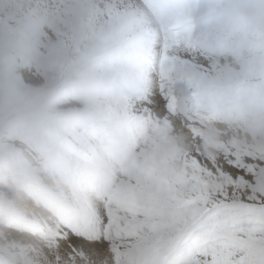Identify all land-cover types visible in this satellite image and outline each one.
I'll use <instances>...</instances> for the list:
<instances>
[{"label":"snow or ice","instance_id":"snow-or-ice-1","mask_svg":"<svg viewBox=\"0 0 264 264\" xmlns=\"http://www.w3.org/2000/svg\"><path fill=\"white\" fill-rule=\"evenodd\" d=\"M0 49L118 95L36 264H264V0H0Z\"/></svg>","mask_w":264,"mask_h":264},{"label":"rangeland","instance_id":"rangeland-1","mask_svg":"<svg viewBox=\"0 0 264 264\" xmlns=\"http://www.w3.org/2000/svg\"><path fill=\"white\" fill-rule=\"evenodd\" d=\"M117 102L111 89L62 83L50 65L0 49V264H26L25 255L46 244L41 221L63 201L47 181L66 195L82 171L104 165L90 129ZM205 130L217 131L214 125ZM180 139L189 147L186 133Z\"/></svg>","mask_w":264,"mask_h":264},{"label":"bare ground","instance_id":"bare-ground-1","mask_svg":"<svg viewBox=\"0 0 264 264\" xmlns=\"http://www.w3.org/2000/svg\"><path fill=\"white\" fill-rule=\"evenodd\" d=\"M228 70H229L230 72L232 71L231 66H229V69H228ZM186 134H187V133H186ZM215 135H217V131H216V134H215ZM187 136H188V134H187ZM203 136L205 137V140H207V138L210 137L211 135H209V134L206 132V130H204V132H203ZM249 139H252V137L250 136ZM185 141H187V139H186ZM206 145H207V143H205L203 146L205 147L206 150H208L207 147H206ZM208 151H211V149L208 150ZM29 159L32 160V161H35V164H38L37 161L35 160L34 156L29 155ZM74 160H75V161H79L78 158H74ZM35 170L38 171V173H39L40 175H42L43 177H45V178H44V181H47V179H46V176H47V175H46L45 173H43V171H41V166L36 165V166H35ZM47 183H48L49 188H50L55 194H57V195H61V196H59L60 199H63V198L65 197V194H64V188H63V187L57 185L52 179H50V182L47 181ZM37 254H38V253H36V252H29V253H27V254L25 255V263H26V264H32V260H33V258H34Z\"/></svg>","mask_w":264,"mask_h":264}]
</instances>
